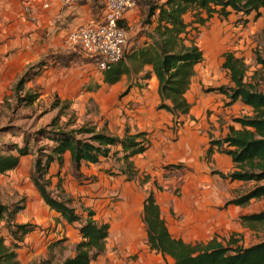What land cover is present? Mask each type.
<instances>
[{"label":"rangeland","instance_id":"rangeland-1","mask_svg":"<svg viewBox=\"0 0 264 264\" xmlns=\"http://www.w3.org/2000/svg\"><path fill=\"white\" fill-rule=\"evenodd\" d=\"M40 1L32 2L36 6L32 9L29 0H0L2 150L12 145L22 146L23 134L31 136L53 120H57L58 125H69V128L88 125L107 129L110 124L112 130H116L135 116L134 102L127 99L130 89L127 84L130 79H127L126 83L123 81L114 85L104 84L95 62L80 49L64 44L63 39L69 28L64 27L57 38H48L46 30L37 24ZM79 3L88 4L93 17L98 19L105 0H81ZM144 10L145 0H137V6L133 10V22L130 25L124 23L128 34L126 49L137 38ZM263 14L264 10L261 11L260 17L254 14L243 17L235 13L225 19L214 16L193 33L204 56L203 62L195 68L196 73L192 78L190 90L186 93L190 104L195 105L200 98L205 104L203 109L196 111L197 118L192 117L195 123L206 122L210 130L218 131L220 126L227 122L226 118L232 121L233 117L251 115V111L242 106L225 110L224 101L221 105L217 97L205 93V90L229 84L228 74L221 68L222 56L226 52H232L237 58L243 59L248 67V78L258 69L255 65V52L264 47ZM191 20V15L185 16L186 22ZM40 62L46 67L17 95L13 88L15 83L30 67ZM135 81L136 78L133 77L131 82L134 84ZM26 92L37 94L36 101L31 105L18 100ZM195 110L194 107V112ZM180 129L181 127L177 132L171 130L169 140L175 141ZM164 132L165 130L160 128L147 133L150 152L157 154L161 150L165 143L160 137ZM222 137L224 136L218 135L214 139ZM49 146L45 139L33 140L28 155L21 159L19 166L0 176V204H23L25 209L16 215L14 222L33 226V231L24 238L22 246L16 251L19 264H60L71 252V248L65 243L67 239L65 231L62 232L60 220L42 202L30 181L37 148ZM121 156L120 150L113 148L110 157L102 159L98 165H85L82 174L87 179L81 181L74 178L67 164L62 166L65 173L74 178L80 188L89 190V194L85 195L88 200L87 209L94 212L96 219L107 222L110 226L107 248L93 264H173L171 259L164 258L148 248L145 227L141 224V215L136 209L138 205L132 202L136 192L133 188L138 191L142 189L147 194L148 189H154L158 194H162L161 204L166 203V194L174 198L187 194L196 197L198 202L207 200L209 204H214L211 219L213 218L215 228L222 227L225 218L219 216L225 210L227 227L220 229L222 235H217L223 243L230 238L239 240L244 246L264 241V226L249 229L239 220L242 214L264 210V197L253 199L243 207H225L227 201L246 192L252 184L231 183L213 175L212 172L218 170L210 166L204 154L198 160L201 167L197 171L179 161L163 165L161 160L155 159L157 156L150 159L152 171H141L137 167L139 157H136V165L134 162L131 168H128L120 160ZM147 159L143 157V161ZM65 179L67 180V176ZM58 180L61 179L55 177L52 181L54 194ZM61 181L63 185V180ZM94 188H102L104 191L97 196ZM96 200L99 202L96 203ZM75 207L79 213L85 209L80 199L75 201ZM165 211L168 213V209ZM0 237L6 245L10 244L11 238L3 220H0Z\"/></svg>","mask_w":264,"mask_h":264},{"label":"trees","instance_id":"trees-1","mask_svg":"<svg viewBox=\"0 0 264 264\" xmlns=\"http://www.w3.org/2000/svg\"><path fill=\"white\" fill-rule=\"evenodd\" d=\"M262 10L264 0H145L137 38L127 49L125 46L119 61L101 72L103 82L112 85L125 75L130 79L128 88H131L133 77L147 80L153 75L157 81L159 99L156 110L171 115L172 130L177 132L182 125L179 119L187 115L191 108L185 95L195 76V67L204 59L193 33L214 16L225 19L235 13L243 17L252 14L260 17ZM188 14L192 17L190 22L185 21ZM222 59L221 68L228 74L229 84L207 88L205 93L222 95L226 99L225 106L239 102L250 108L251 115L234 118L233 122L239 129L230 127L224 137L211 140L207 156L215 147L219 153L229 157L233 164V170L228 173L213 171V175L225 181L252 184L246 192L224 204L225 207H243L253 199L264 197V47L255 52L258 69L249 78L248 67L243 59L237 58L232 52L224 53ZM145 66L150 70L137 78ZM45 67L42 62L30 67L15 83L14 92L19 95L25 85L40 75ZM36 99L37 94L30 92L18 98L26 105L33 104ZM23 135L22 146L12 145L6 150L0 149V176L19 166L21 159L28 155L33 140H47L49 147L37 148L30 181L50 211L69 225L78 224L80 241L75 244L73 255L60 264H91L104 254L110 226L107 222L95 220L91 209H83L79 213L72 207V200L65 195L61 180H58L54 194L51 187L55 176L50 175V168L52 165L61 167L64 154L67 153L72 174L81 181L87 179L81 172L83 164L98 165L102 159L110 157L112 148L117 147L122 154L120 160L131 168L130 159L149 148L148 134H129L127 131L124 136H113L95 126L69 128V125H58L57 120H53L31 136ZM24 209L23 204H0V220L5 221L11 238L10 244L6 245L0 237V264H19L16 251L22 246L24 238L33 231L30 224L14 222L16 215ZM141 220L148 248L171 259L173 264H264V241L244 246L234 238L226 243L213 238L206 243L196 244L172 238L152 191H149L143 202ZM239 220L249 229L264 226V210L242 214Z\"/></svg>","mask_w":264,"mask_h":264},{"label":"crops","instance_id":"crops-1","mask_svg":"<svg viewBox=\"0 0 264 264\" xmlns=\"http://www.w3.org/2000/svg\"><path fill=\"white\" fill-rule=\"evenodd\" d=\"M29 1H31L29 2L30 7L32 9H35L36 6L33 3H35L36 0ZM81 3H77L69 7H63L56 2H53L51 3L48 9H42L39 5V8L41 9L39 12V19L37 21V24L40 28L46 30V36L48 38H53L55 36L57 38L63 31L64 27L69 28V31H71L78 26L85 25L91 22H96L99 18L96 19L93 17L88 4L86 5ZM134 13V11H131L126 15L125 23H127V25H130V23L133 22ZM149 70L150 68L148 66H145L143 68V71L137 75V78H140L146 71ZM127 79H129L127 76L122 75L116 83H122L123 81H125L124 83H126ZM132 86L133 87H131L130 89L128 88L129 93L127 95V99H130L134 102L133 107H135V116L133 120L129 119L127 124L121 125L120 128L116 130H112V127L109 124L107 129L104 128V130L105 132L113 136H124L127 131L129 134H135L137 132L148 133L152 129L159 130L160 128H163L165 130L163 136L160 137L161 141H164L165 144L161 147V150L157 154L155 152H150L148 148L143 154L134 156L130 159V161L132 163L135 162L134 164L136 165V157L140 158L137 160V163H139L137 167H139L141 171L153 170V165L151 164L150 159H153L155 156H157L155 159H159L158 161L161 160L163 162V165H171L179 161L183 162L186 166H190L195 169V171H197L198 168L201 167L199 165L198 160L203 154L210 162V166H214L215 169H217L219 172L227 173L233 170V164L230 158L224 154L219 153L215 147L212 148L210 156H207V151L210 147L209 142L211 140H214L215 136H225L228 133L230 127H233L234 129H239V126L235 124L233 120L228 121V118H226L227 122L220 126V129L218 131L210 130V126L206 122L195 123L192 120V117L196 119V111L200 108L203 109L205 105L203 99L200 98L201 100L197 101L195 105L191 103L189 113L179 119L180 121H182L179 136L175 141L172 142L168 138L171 137L169 135V132H171L172 130V117L164 111L156 110V106L158 104L159 99L157 95V81L155 77L151 75L150 78L147 80L136 79L135 83H132ZM213 95L217 97V101H220L221 105L222 101H224L223 105L225 107V110L227 108L232 109L237 106H242L243 108L250 110V108L242 105L239 102L233 104L232 106H225L226 99L222 95ZM194 107L196 108L195 112ZM234 118L235 117H233V119ZM117 148L118 150H120L119 147ZM68 157L69 155L67 153L64 154L63 164H67V167L69 166ZM143 157L148 158L147 161H143ZM85 165L91 164H83L81 167L82 173H84L82 169ZM62 166L59 167L58 165H52L50 168V175L55 176L56 174H58V177L55 176L56 179L58 178L63 180L62 188L64 190L65 195L71 198L72 207L76 208L75 201L77 199H80L81 204L84 203V207L85 209H87L88 203L86 202H88V200L86 199L85 195L89 194V190H87V188H80L74 178H72L69 174L65 173V171L62 169ZM66 176L67 180H64ZM55 177L52 179V181L55 179ZM231 183L241 184L242 182L234 181ZM133 189H135L136 192L134 197L132 198V202L135 205H138L136 206V209L140 212L141 215L143 202L147 196V192L142 189H140L139 191L137 190V188ZM150 190L151 189H148V191ZM93 191L96 192V195L98 196L104 191V189L94 188ZM152 191L157 201V204L159 205L161 216L165 220L166 226L172 238L182 240L184 243L187 244L206 243L213 238H216L218 241H220L217 235H222L220 229H226L225 227H227L226 215L224 213L225 210H223V214L219 216L221 218H225L223 219L224 223L223 225H221L222 227L215 228L213 226V218L211 219V214L214 213V210L212 209L214 206L213 203L209 204V201L207 200L198 202L196 197L187 194L182 195L180 198H174L171 197L169 194H166V197H164L167 201L166 203L161 204L163 199L162 194H158L154 189ZM91 196H93V194ZM103 201L106 202L105 200ZM95 202L98 203L99 200H96ZM165 209H168V213H166ZM55 217L60 220L61 226H63L62 232L65 231V237L67 239V241L65 240V243L67 244V247L71 248V252H69V254L65 257L67 258L73 255L74 246L80 241V236L77 231L78 224L74 223L72 225H69L63 220H61L57 214H55ZM94 219L99 221L95 218V216ZM140 222L143 225L141 217ZM107 240L108 238L106 239V241ZM105 247L107 248L106 244ZM65 258H63V260ZM94 262L95 261H93L91 264H93ZM95 264L99 263L97 262Z\"/></svg>","mask_w":264,"mask_h":264},{"label":"built area","instance_id":"built-area-1","mask_svg":"<svg viewBox=\"0 0 264 264\" xmlns=\"http://www.w3.org/2000/svg\"><path fill=\"white\" fill-rule=\"evenodd\" d=\"M80 1L41 0L40 4L42 9H48L53 2L69 7ZM136 6L137 0H105L100 18L69 31L63 39L64 44L84 52L95 62L98 71L107 70L123 56L128 41L125 17Z\"/></svg>","mask_w":264,"mask_h":264}]
</instances>
